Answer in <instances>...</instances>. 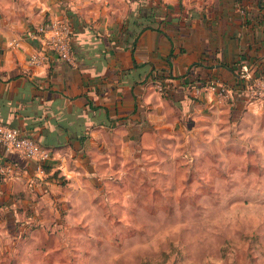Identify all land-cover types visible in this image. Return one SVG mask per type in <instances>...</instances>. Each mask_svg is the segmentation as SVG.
Returning a JSON list of instances; mask_svg holds the SVG:
<instances>
[{"label":"crops","instance_id":"1","mask_svg":"<svg viewBox=\"0 0 264 264\" xmlns=\"http://www.w3.org/2000/svg\"><path fill=\"white\" fill-rule=\"evenodd\" d=\"M158 1L170 16L161 30L141 32L133 21L151 0H42L27 21L0 14V121L52 154L39 177L33 160L0 144V158L15 165L14 175L0 180L3 228L43 227L56 201L92 195L120 178L144 140L155 150H180L189 135H233L243 119L259 123L261 107L243 85L264 77V0ZM56 15L72 26L71 61L50 54L29 65L41 46L29 31ZM210 79L224 84L226 95L201 85ZM201 120L210 121L209 130ZM249 131H238L242 144Z\"/></svg>","mask_w":264,"mask_h":264},{"label":"rangeland","instance_id":"2","mask_svg":"<svg viewBox=\"0 0 264 264\" xmlns=\"http://www.w3.org/2000/svg\"><path fill=\"white\" fill-rule=\"evenodd\" d=\"M41 3L0 0V14L27 21ZM258 110L259 123L243 119L233 135H209L210 121L201 120L206 132L189 135L180 150H155L144 140L136 157L124 160L120 178L92 195L56 201L39 229L0 224V264H264ZM248 127L250 140L242 144L238 131Z\"/></svg>","mask_w":264,"mask_h":264},{"label":"built area","instance_id":"3","mask_svg":"<svg viewBox=\"0 0 264 264\" xmlns=\"http://www.w3.org/2000/svg\"><path fill=\"white\" fill-rule=\"evenodd\" d=\"M28 34L33 39H38L41 44L39 50L29 54V65L35 67L46 63L50 54L56 55L60 60L71 61L72 26L67 17L56 15L46 18ZM206 88L219 97L228 92L227 87L216 79L210 80ZM243 88L245 96L250 101L257 102L264 110V77L255 78L243 85ZM0 144L6 151H14L33 160L36 163L35 169L39 177L44 175V166L52 159V154L48 149L2 121H0ZM14 172L15 165L0 158V176L11 177Z\"/></svg>","mask_w":264,"mask_h":264},{"label":"trees","instance_id":"4","mask_svg":"<svg viewBox=\"0 0 264 264\" xmlns=\"http://www.w3.org/2000/svg\"><path fill=\"white\" fill-rule=\"evenodd\" d=\"M151 2H152V5H149L146 8L145 7H141V6L138 8V14H139L138 15V20L139 21L134 20L133 24H135V23L138 24L139 32H141L144 29L161 30L162 26L166 23L167 16L170 14L169 13L170 10H168V8L164 4H162L160 1L151 0ZM164 8H166L165 11H164L166 13L164 15H161L163 13ZM170 18L173 19L174 17L172 16ZM136 37L137 36L134 37L133 41H136ZM171 57H172V54L169 55V57H168L169 60H170ZM199 64L200 63H194L193 66H196V65H199ZM155 78H157V77H155ZM161 79H160V81L162 82ZM210 80H212V79H210ZM209 81H207L206 83H202L201 85H203V84L205 85ZM30 138L33 139L32 137H30ZM44 170L47 171L48 168L45 167ZM53 176L55 177V179H58L57 175H52V177ZM2 179H4V177L0 176V180H2Z\"/></svg>","mask_w":264,"mask_h":264}]
</instances>
